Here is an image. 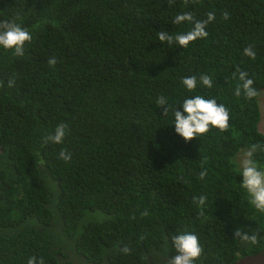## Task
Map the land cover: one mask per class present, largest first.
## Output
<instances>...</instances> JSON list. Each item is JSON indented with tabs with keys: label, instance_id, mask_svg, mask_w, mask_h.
<instances>
[{
	"label": "trees",
	"instance_id": "obj_1",
	"mask_svg": "<svg viewBox=\"0 0 264 264\" xmlns=\"http://www.w3.org/2000/svg\"><path fill=\"white\" fill-rule=\"evenodd\" d=\"M209 11L216 19L207 38L187 48L158 40L159 31L191 30L172 23L177 14L204 20ZM3 20L33 39L22 57L0 47V264L32 256L44 264H168L172 235L185 231L204 248L195 264H232L264 250V213L249 203L233 161L257 144L253 159L264 170L257 97L234 95L237 69L264 90V0H0ZM249 45L255 59L244 55ZM201 74L212 88L182 85ZM194 95L230 110L227 131L211 128L189 142L175 132L172 109ZM60 123L68 125L63 143H44ZM62 149L70 160L59 158ZM201 195L203 215L193 201ZM93 212L104 218L83 223ZM237 228L258 242L242 243Z\"/></svg>",
	"mask_w": 264,
	"mask_h": 264
},
{
	"label": "clouds",
	"instance_id": "obj_2",
	"mask_svg": "<svg viewBox=\"0 0 264 264\" xmlns=\"http://www.w3.org/2000/svg\"><path fill=\"white\" fill-rule=\"evenodd\" d=\"M169 6L174 0H168ZM184 5L187 6L189 0H183ZM223 18L229 19V13L223 12ZM216 14L213 11L207 13V18L204 20H197L192 12H183L177 14L172 23L179 25L188 22L193 25L191 30L185 33H177L171 35L167 31L158 32V40L167 42L169 45L177 43L182 48H187L190 43L199 39H205L209 33L206 31V26L215 21ZM33 39L32 34L28 29L22 27L15 20L0 21V47L10 50L14 56L22 57L25 54L26 43H31ZM244 55L255 59V52L251 45L244 49ZM56 58L51 57L48 60L49 65L56 64ZM239 80L242 82L237 85L234 95L240 97L242 92L245 98L251 100L258 96V91L253 87L254 79L249 78L247 71L237 69ZM235 77V73L233 74ZM198 82L207 87H213V80L208 74H201L199 81L196 76H185L181 79L182 85L189 91L194 92L198 86ZM15 80H8V87H14ZM4 87V82L0 81V88ZM159 106H165L164 115L167 116L171 106L164 96L157 99ZM182 111L176 107L172 109L174 116L175 132L179 134L186 142L193 140L207 134L211 128L219 129L220 131H227L230 127V110L223 104L218 103L215 98H206L203 95H194L188 97L182 102ZM68 125L60 123L56 126L52 134L44 138V143L49 141L54 144H62L67 134ZM260 145L252 144L249 150L244 153V158L241 161L242 166V187L250 195L249 203L259 212L264 213V170H261L253 159L254 153L260 149ZM60 159L68 161L71 159V153L66 150H61ZM207 176V170L201 169L198 173L199 179L203 180ZM207 197L201 195L193 197L194 203L200 206L199 215H203V206L205 205ZM141 216L149 215L145 210L140 213ZM135 219V216H133ZM236 239L242 243L255 244L258 242L256 234H248L242 229L237 228L234 232ZM176 254L170 258L168 264H195L204 252V248L200 243L199 237L194 232H179L173 234L171 237ZM120 251L124 254H129L132 250L125 245ZM27 264H44V259L41 257L32 256L28 259Z\"/></svg>",
	"mask_w": 264,
	"mask_h": 264
},
{
	"label": "rangeland",
	"instance_id": "obj_3",
	"mask_svg": "<svg viewBox=\"0 0 264 264\" xmlns=\"http://www.w3.org/2000/svg\"><path fill=\"white\" fill-rule=\"evenodd\" d=\"M257 103H258L259 111H260V119H259V122H258V130L261 133L264 134V90H260L258 92ZM247 150L248 149H246V148H240V150L233 157V161L237 165L238 169H240L241 171H242L241 161L243 160L244 153ZM103 218H104V216L102 214H97V213L93 212V213L86 214V216L84 217V220L82 222L86 223L87 221L96 220V219L102 220ZM66 246L70 247L69 245H66ZM64 253L66 254L65 257H68L69 259H72L73 253L69 249H66Z\"/></svg>",
	"mask_w": 264,
	"mask_h": 264
},
{
	"label": "water",
	"instance_id": "obj_4",
	"mask_svg": "<svg viewBox=\"0 0 264 264\" xmlns=\"http://www.w3.org/2000/svg\"><path fill=\"white\" fill-rule=\"evenodd\" d=\"M232 264H264V250L240 257Z\"/></svg>",
	"mask_w": 264,
	"mask_h": 264
},
{
	"label": "flooded vegetation",
	"instance_id": "obj_5",
	"mask_svg": "<svg viewBox=\"0 0 264 264\" xmlns=\"http://www.w3.org/2000/svg\"><path fill=\"white\" fill-rule=\"evenodd\" d=\"M70 264H78V262L77 261H73Z\"/></svg>",
	"mask_w": 264,
	"mask_h": 264
}]
</instances>
